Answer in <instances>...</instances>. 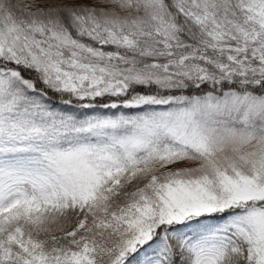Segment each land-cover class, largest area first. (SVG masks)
Wrapping results in <instances>:
<instances>
[{
    "label": "snow or ice",
    "instance_id": "1",
    "mask_svg": "<svg viewBox=\"0 0 264 264\" xmlns=\"http://www.w3.org/2000/svg\"><path fill=\"white\" fill-rule=\"evenodd\" d=\"M0 264H264V0H0Z\"/></svg>",
    "mask_w": 264,
    "mask_h": 264
}]
</instances>
